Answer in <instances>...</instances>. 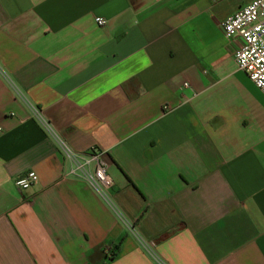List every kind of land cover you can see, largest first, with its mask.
<instances>
[{
    "label": "crops",
    "instance_id": "0c3cea01",
    "mask_svg": "<svg viewBox=\"0 0 264 264\" xmlns=\"http://www.w3.org/2000/svg\"><path fill=\"white\" fill-rule=\"evenodd\" d=\"M249 1L0 0V264H264V94L219 24Z\"/></svg>",
    "mask_w": 264,
    "mask_h": 264
},
{
    "label": "built area",
    "instance_id": "2783aa9c",
    "mask_svg": "<svg viewBox=\"0 0 264 264\" xmlns=\"http://www.w3.org/2000/svg\"><path fill=\"white\" fill-rule=\"evenodd\" d=\"M96 21L99 25L105 23L102 18H96ZM219 24L227 39H238L234 50L236 68L244 72L264 94V0H250ZM184 86L187 87V83ZM32 113L44 131L57 140L63 159L69 163L66 175L84 179L107 200V190L112 187L113 181L107 172L104 151L97 147L86 151L73 150L57 136L41 109L32 108ZM36 180V172L29 170L19 176L15 184L25 189ZM106 252H110L109 248H106Z\"/></svg>",
    "mask_w": 264,
    "mask_h": 264
},
{
    "label": "trees",
    "instance_id": "16d2710c",
    "mask_svg": "<svg viewBox=\"0 0 264 264\" xmlns=\"http://www.w3.org/2000/svg\"><path fill=\"white\" fill-rule=\"evenodd\" d=\"M119 244H120V242H117V243L112 247V254H111V256H114V255L117 254L118 249H119Z\"/></svg>",
    "mask_w": 264,
    "mask_h": 264
}]
</instances>
